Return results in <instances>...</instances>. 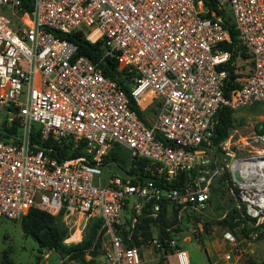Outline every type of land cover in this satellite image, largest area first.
<instances>
[{
    "label": "built area",
    "instance_id": "1",
    "mask_svg": "<svg viewBox=\"0 0 264 264\" xmlns=\"http://www.w3.org/2000/svg\"><path fill=\"white\" fill-rule=\"evenodd\" d=\"M231 29L236 40L227 49ZM75 32L126 70L127 91L77 53L66 37ZM263 102L264 0H0V112L8 125L18 122L14 141L0 138V221L39 208L83 219L81 233L100 219L101 258L67 255L69 264H142L143 247L161 264H191L171 227L162 237L151 228L140 245L124 236L148 204L154 218L166 202L179 218L203 207L220 171L208 168L207 154L218 110ZM146 107L155 109L151 121L137 111ZM117 146L169 186L132 183L115 161L104 178ZM74 149L80 154L68 156ZM240 195L249 216L262 215L263 202ZM224 240L227 250L209 264L241 257L238 235L225 232Z\"/></svg>",
    "mask_w": 264,
    "mask_h": 264
},
{
    "label": "rangeland",
    "instance_id": "2",
    "mask_svg": "<svg viewBox=\"0 0 264 264\" xmlns=\"http://www.w3.org/2000/svg\"><path fill=\"white\" fill-rule=\"evenodd\" d=\"M154 112V108L146 107L144 109V114L149 121L152 120ZM4 120L5 116L0 112V127ZM263 124L264 102L241 108L236 111L234 127L228 137L219 145L220 149L217 146L208 147V168L220 170L213 178L209 199L203 207L186 209L180 223L173 225L174 228H177L175 236L190 254L191 264H208V248L210 253H214L213 258L210 257L211 260L222 255L228 248L227 244H223L224 234L228 231L238 235L243 247L241 257L230 264H262L264 260V211L254 221L248 222L250 226L246 225L243 213L239 211L242 210V204H245L247 208V203L241 197L240 190L248 191L250 195L247 197H251L259 191L255 186L246 187L248 185L244 181L238 180L232 170L236 162L264 152ZM259 129L260 131H258ZM113 151L118 154L117 162L121 170L118 168L116 170L121 174L122 169L129 166V154L121 147H115ZM108 172L109 169L105 168L104 174H108ZM255 182L253 180L248 184L252 185ZM58 223L67 228L65 238L68 241L73 238L71 235L67 237L68 234L76 228L80 229L83 219H79L77 216L61 215ZM91 225L92 220H89L81 232L80 241L88 236ZM244 227L248 231L247 234L243 233L242 228ZM151 228L154 232L159 231L157 225H152ZM105 240L106 236L102 233L96 250L97 255L103 253ZM80 241H68L63 244L69 246ZM205 242H213L211 244L214 247L210 248ZM142 251L144 260H150L145 264H161L157 260V252L151 251L148 247H143ZM47 253L48 255L45 256ZM65 255L67 256V254ZM2 258H8L14 264H67L65 260L62 262L63 256L54 249L43 248L39 251L37 242L32 237L23 234L20 220L11 219L0 221V260ZM216 259H220V256ZM219 264H224V260H220Z\"/></svg>",
    "mask_w": 264,
    "mask_h": 264
},
{
    "label": "trees",
    "instance_id": "3",
    "mask_svg": "<svg viewBox=\"0 0 264 264\" xmlns=\"http://www.w3.org/2000/svg\"><path fill=\"white\" fill-rule=\"evenodd\" d=\"M229 18V17H228ZM231 26V24H227ZM231 43L226 44L227 49H232L233 43L236 40V31L231 29ZM74 44L77 45V53L79 55H85L93 59L94 62H97L99 66L103 68L104 74L107 77L115 79L118 81L124 90H128L127 84V74L125 69L119 70L117 68V63L113 57L104 56L101 59L103 54V48L101 43H90L82 36L80 32H75L66 36ZM235 54V52H234ZM235 56V55H234ZM235 75L231 73L233 78ZM239 86L238 83H229L228 88H234ZM140 118L144 119V112L137 110ZM236 111L232 110L229 107H222L218 110L216 114V125L213 135L210 137V145L217 146L220 149V144L228 137L231 129L234 127V115ZM145 121V120H144ZM146 122V121H145ZM260 131V129L258 130ZM18 132V122L14 121L11 125H8L4 120L2 126L0 127V138L5 142H10L15 140V135ZM67 154V151L64 152ZM80 154V149H74L68 156H77ZM106 160H112L117 162L118 157L114 152H110ZM147 167V161L145 159L132 160L129 161V166L122 169L121 175L131 176L132 183H140L141 185L148 186H157L160 188H167L169 184L164 183L160 178L157 177L154 171L151 173L149 170H145ZM152 168V166L150 167ZM183 178V177H182ZM181 178V179H182ZM180 181H174L173 186H179ZM168 203H162L161 210L158 213V217L154 218L149 213L150 205H146L143 208L141 214V222L137 223L134 227V234L131 237L124 236V240L127 245H140L141 243L149 240L152 237L151 225H157L159 229V236L170 235L171 232L177 231V228H174V224H179L181 218L177 214V207L172 204L171 211H167ZM242 211L244 222L246 225L250 226V221H254L255 218L249 216L246 212L245 204H242ZM62 212L58 215H53L45 210L39 208L30 209L27 214L22 216L20 219V226L22 232L25 236L32 237L38 244V250L41 251L43 248L54 249L58 251L63 258L67 254L69 258L75 259L77 261H83L86 254H90L92 257L89 260V263L95 261L97 256V247L100 243V236L102 231H100L101 220L92 219V227L89 231V234L86 238L82 239L80 242L66 246L63 244V239L66 236L67 228L58 223L59 217H61ZM170 215V217H168ZM168 227H171V232L167 230ZM141 230V239L138 240L137 232ZM243 233L247 234L246 228H242ZM176 235V234H175ZM72 236V234H71ZM71 240V239H69ZM67 262V260H65ZM68 263V262H67ZM0 264H14L8 258H2ZM264 264V260L262 262Z\"/></svg>",
    "mask_w": 264,
    "mask_h": 264
},
{
    "label": "bare ground",
    "instance_id": "4",
    "mask_svg": "<svg viewBox=\"0 0 264 264\" xmlns=\"http://www.w3.org/2000/svg\"><path fill=\"white\" fill-rule=\"evenodd\" d=\"M232 171L239 176V180L244 181L246 185H248L246 187L250 188L255 186L258 189L257 191L259 192L250 198L254 201L264 203V152L257 153L254 157L236 162ZM253 180L256 182L252 185L248 184ZM72 236L74 237L76 235L72 234Z\"/></svg>",
    "mask_w": 264,
    "mask_h": 264
},
{
    "label": "crops",
    "instance_id": "5",
    "mask_svg": "<svg viewBox=\"0 0 264 264\" xmlns=\"http://www.w3.org/2000/svg\"><path fill=\"white\" fill-rule=\"evenodd\" d=\"M117 147H120V146H117ZM122 148V147H121ZM116 156L118 157V154H116ZM113 161L112 160H107L106 161V166H105V168L106 169H109V172H108V174H105L104 175V178H107L108 177V175L110 174V172L113 170ZM92 220V219H91ZM76 231H78V232H76ZM80 230H79V228H76L71 234H75V235H79V237H80V235H81V233L79 232ZM69 237V236H68ZM75 237V236H74ZM71 239V238H70ZM210 248H212V247H214V245H212L211 243H213V242H209V243H207V242H205ZM215 243V242H214ZM223 244H227L225 241H223ZM228 245V244H227ZM210 250H209V248L207 249V253H208V260H209V262H211V261H213V260H216V258H218L219 256H220V258H221V256L222 255H219L218 257H216L215 259H210V257H212L213 255H214V253H210L209 252ZM211 251H213V250H211ZM224 253V252H223ZM102 255V254H101ZM101 255H97L96 257H95V259H100L101 258ZM89 257H92L90 254H86L85 255V258H89ZM213 258V257H212ZM62 260L64 261V260H66L65 258H62ZM62 261V262H63ZM146 261H150V260H148V259H145V260H143V263L142 264H145V262ZM68 262V261H67ZM67 264H69V263H67ZM149 264V263H148ZM171 264H174V260L172 259L171 260ZM209 264V263H208Z\"/></svg>",
    "mask_w": 264,
    "mask_h": 264
},
{
    "label": "water",
    "instance_id": "6",
    "mask_svg": "<svg viewBox=\"0 0 264 264\" xmlns=\"http://www.w3.org/2000/svg\"><path fill=\"white\" fill-rule=\"evenodd\" d=\"M235 177L239 180V176H237L235 173H234ZM63 261V260H62Z\"/></svg>",
    "mask_w": 264,
    "mask_h": 264
}]
</instances>
